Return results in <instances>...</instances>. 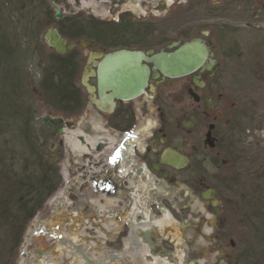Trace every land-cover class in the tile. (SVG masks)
<instances>
[{"label": "flooded vegetation", "instance_id": "obj_1", "mask_svg": "<svg viewBox=\"0 0 264 264\" xmlns=\"http://www.w3.org/2000/svg\"><path fill=\"white\" fill-rule=\"evenodd\" d=\"M44 2L50 6L47 29L56 28L73 45L64 55L73 70L71 85L80 87L79 102L65 114H50L63 119V134L46 127L54 138L50 161L52 153L53 163L64 159L66 180L81 182L97 197L89 198L96 200L92 210L101 213L92 224L107 234L117 231L111 241L124 244L103 246L105 256L94 259L88 243L59 237L78 256L75 264H236L231 212L216 183L222 179L212 183L201 170L231 160L229 99L225 93L223 101L216 54L227 27L216 19L230 13L232 0ZM192 39L208 47L204 64L188 74L169 69L173 63L163 55L181 53ZM181 58L178 65L184 64ZM142 65L150 70L143 90L131 97L116 92L112 85L133 81L128 76ZM86 71L92 93L82 83ZM91 206L83 209L87 220L94 219Z\"/></svg>", "mask_w": 264, "mask_h": 264}, {"label": "rangeland", "instance_id": "obj_2", "mask_svg": "<svg viewBox=\"0 0 264 264\" xmlns=\"http://www.w3.org/2000/svg\"><path fill=\"white\" fill-rule=\"evenodd\" d=\"M12 18H16L20 26L19 14ZM216 25L227 27L219 37L222 52L218 50L216 54L222 62L224 74L221 86L223 101L225 93L230 101H227L225 112L231 120L226 133V156L231 161L224 167L205 165L201 170L212 183L228 179L231 185L229 193L238 201L244 179L254 177L256 168L264 164V0H232L230 13L225 18L216 19ZM44 44L47 46L45 41ZM48 53L49 50L45 51L44 58ZM37 63L38 59H34L28 65L34 73V83L41 79L42 65ZM34 93V119L59 112L44 103L40 87L34 88ZM44 127L42 123H36L33 135L38 143L44 144L46 159L50 161L49 143L54 138L51 133H42ZM64 152L62 148V159ZM54 163L58 167L61 183L34 217L27 222L0 219V264H75L80 261L72 249L60 243L59 237L88 243L87 254L94 259L105 256L103 246L110 250L118 246L124 249L123 243L115 245L111 241L117 231L111 230L107 234L92 224V221L100 220L101 213L92 210L96 200L89 198L97 197H91L81 182L66 180L64 159ZM213 175L216 179L212 178ZM2 178L3 174L0 176V196L6 186ZM86 204L92 205L90 217L94 214V219L87 220L84 216ZM102 221L111 222L108 219ZM231 222L237 244L234 253L243 250L250 259L247 264H264V260H257L263 257L264 251V217L258 219L255 225L242 224L239 213L232 212ZM109 229L106 228L107 231ZM106 264L122 263L114 260Z\"/></svg>", "mask_w": 264, "mask_h": 264}, {"label": "trees", "instance_id": "obj_3", "mask_svg": "<svg viewBox=\"0 0 264 264\" xmlns=\"http://www.w3.org/2000/svg\"><path fill=\"white\" fill-rule=\"evenodd\" d=\"M49 8L44 0H0V176L6 183L0 196V219L31 220L61 183L58 167L46 159L44 144L33 135L34 88L40 87L46 105L65 114L68 105L79 102L80 87L71 85L68 57L44 44L42 31L50 22ZM18 14L20 26L12 18ZM34 59L42 65L38 83L28 66ZM42 133L49 129L44 127ZM256 170L254 177L244 179L238 201L229 193L228 179L217 183L225 206L231 215L239 213L242 224L255 225L264 217V164ZM236 254L240 257L236 264L250 261L243 250ZM262 255L257 260H264V251Z\"/></svg>", "mask_w": 264, "mask_h": 264}, {"label": "water", "instance_id": "obj_4", "mask_svg": "<svg viewBox=\"0 0 264 264\" xmlns=\"http://www.w3.org/2000/svg\"><path fill=\"white\" fill-rule=\"evenodd\" d=\"M52 7L56 9L55 17L57 19L61 18V12L58 8L57 4L52 2ZM207 33V31H205ZM44 39L49 47L53 48L57 53L63 54L67 50L71 49L73 45H66V39L61 36L59 31L56 28H48L44 34ZM172 44H176L172 43ZM181 53L175 52L169 55H163L164 57L161 58L163 61H169L173 63L172 66L169 67L174 71H178L181 74H188L196 70L199 66H202L206 60L207 56V46L200 42L199 39H192L190 41H186L181 45ZM213 52L209 53V56H213ZM183 55V65H178V62L182 61L181 56ZM167 57V58H166ZM164 66H161L163 71L167 70ZM150 70L148 66L142 65L139 69V72L134 75H129L128 77H132L133 81L127 83H121L118 85H112V87L116 90V92L124 95V96H134L140 93L143 88L147 85L148 77H149ZM88 74L87 71L83 74L82 83L88 89L89 92H93V87L88 82ZM36 123H42L47 127L54 128L59 134H63V129L61 123L63 119L61 117H52L50 114H46L44 116L36 117L34 119ZM55 144H51V149L55 148ZM52 162L56 159V154L52 153ZM168 162L172 163V161L168 160ZM214 204H220L218 199H214Z\"/></svg>", "mask_w": 264, "mask_h": 264}, {"label": "bare ground", "instance_id": "obj_5", "mask_svg": "<svg viewBox=\"0 0 264 264\" xmlns=\"http://www.w3.org/2000/svg\"><path fill=\"white\" fill-rule=\"evenodd\" d=\"M43 257H46V256H43ZM47 258V257H46Z\"/></svg>", "mask_w": 264, "mask_h": 264}]
</instances>
